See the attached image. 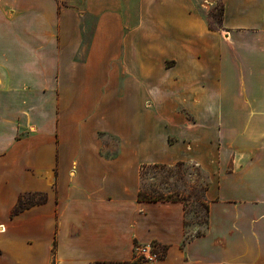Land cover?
I'll return each instance as SVG.
<instances>
[{"label":"crops","instance_id":"crops-1","mask_svg":"<svg viewBox=\"0 0 264 264\" xmlns=\"http://www.w3.org/2000/svg\"><path fill=\"white\" fill-rule=\"evenodd\" d=\"M178 163L207 177L205 229L139 200ZM24 194L46 201L12 215ZM150 243L154 264H264V0H0V264Z\"/></svg>","mask_w":264,"mask_h":264},{"label":"rangeland","instance_id":"rangeland-1","mask_svg":"<svg viewBox=\"0 0 264 264\" xmlns=\"http://www.w3.org/2000/svg\"><path fill=\"white\" fill-rule=\"evenodd\" d=\"M85 0H58L60 6L81 7ZM211 27L217 28L220 23L221 6L209 11ZM237 129L247 128V122H231ZM260 144V143H258ZM207 177L193 164L178 163L174 166L151 167L142 172V194L147 199L170 198L184 202L186 206V223L198 224L204 228L206 217V200L204 191L207 188Z\"/></svg>","mask_w":264,"mask_h":264},{"label":"trees","instance_id":"trees-1","mask_svg":"<svg viewBox=\"0 0 264 264\" xmlns=\"http://www.w3.org/2000/svg\"><path fill=\"white\" fill-rule=\"evenodd\" d=\"M139 200L140 201H181V200H178V199H170V198H163V197H160V198H154V199H147L146 197L143 196L142 193H140L139 195ZM46 201V198L45 196L43 195H37V194H24V195H21L19 196L18 200H17V203L13 209V212H12V215H17L19 214L20 212H22L23 210L25 209H28L30 207H33L35 205H38V204H41V203H44ZM187 224V223H186ZM204 229L206 228L207 226V206H206V217H205V221H204ZM203 229V230H204ZM203 230L201 231H198L197 232V236H200L203 234ZM186 240H188V237H186ZM95 264H125V263H120V262H103V263H95Z\"/></svg>","mask_w":264,"mask_h":264},{"label":"built area","instance_id":"built-area-1","mask_svg":"<svg viewBox=\"0 0 264 264\" xmlns=\"http://www.w3.org/2000/svg\"><path fill=\"white\" fill-rule=\"evenodd\" d=\"M160 258V253L154 244L135 245L132 264H154Z\"/></svg>","mask_w":264,"mask_h":264}]
</instances>
